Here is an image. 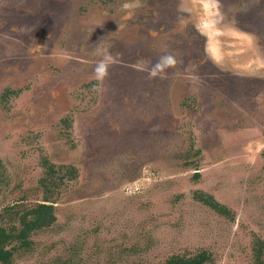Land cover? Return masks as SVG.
I'll return each mask as SVG.
<instances>
[{"label": "rangeland", "instance_id": "1", "mask_svg": "<svg viewBox=\"0 0 264 264\" xmlns=\"http://www.w3.org/2000/svg\"><path fill=\"white\" fill-rule=\"evenodd\" d=\"M37 203L0 264L264 259V0H0V227Z\"/></svg>", "mask_w": 264, "mask_h": 264}, {"label": "trees", "instance_id": "2", "mask_svg": "<svg viewBox=\"0 0 264 264\" xmlns=\"http://www.w3.org/2000/svg\"><path fill=\"white\" fill-rule=\"evenodd\" d=\"M208 203L215 209L221 211L222 208H219L215 201H209ZM52 208L53 206L51 204L37 203L23 213L20 222L21 226L17 228V231L12 230L7 233L3 227H0V260L7 262V258L10 255V251L4 247L6 240L12 238L22 240L27 237L31 230L50 224L55 218ZM200 261L201 258L196 259V256L186 258L179 255H172L163 264H199ZM258 264H264V259H260Z\"/></svg>", "mask_w": 264, "mask_h": 264}, {"label": "clouds", "instance_id": "3", "mask_svg": "<svg viewBox=\"0 0 264 264\" xmlns=\"http://www.w3.org/2000/svg\"><path fill=\"white\" fill-rule=\"evenodd\" d=\"M97 54L101 57L93 66L94 79L102 85L104 80L109 75V69L112 64L117 62V58L112 55L107 48L98 49ZM175 63V58L171 55H165L148 69L149 77H156L158 74Z\"/></svg>", "mask_w": 264, "mask_h": 264}]
</instances>
